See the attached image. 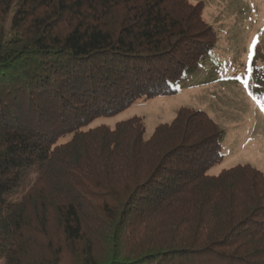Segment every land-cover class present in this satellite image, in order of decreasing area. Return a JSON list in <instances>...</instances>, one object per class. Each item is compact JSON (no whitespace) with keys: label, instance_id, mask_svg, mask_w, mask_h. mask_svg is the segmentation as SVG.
Here are the masks:
<instances>
[{"label":"trees","instance_id":"trees-1","mask_svg":"<svg viewBox=\"0 0 264 264\" xmlns=\"http://www.w3.org/2000/svg\"><path fill=\"white\" fill-rule=\"evenodd\" d=\"M203 1L0 0V264H264V171L218 174L224 131L182 106L218 36Z\"/></svg>","mask_w":264,"mask_h":264},{"label":"rangeland","instance_id":"rangeland-1","mask_svg":"<svg viewBox=\"0 0 264 264\" xmlns=\"http://www.w3.org/2000/svg\"><path fill=\"white\" fill-rule=\"evenodd\" d=\"M203 1V15L218 40L192 85L176 94L142 98L113 116L90 126L114 127L140 116L150 137L156 126L170 122L182 106L203 109L224 131L221 162L208 171L218 174L237 164L264 171V0Z\"/></svg>","mask_w":264,"mask_h":264}]
</instances>
